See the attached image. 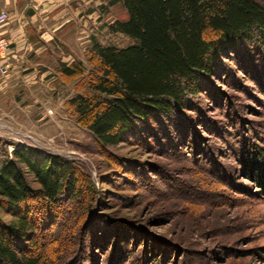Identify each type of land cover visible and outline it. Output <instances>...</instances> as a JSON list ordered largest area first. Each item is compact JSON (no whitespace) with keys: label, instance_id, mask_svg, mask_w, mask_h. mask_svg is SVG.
<instances>
[{"label":"rangeland","instance_id":"374dc122","mask_svg":"<svg viewBox=\"0 0 264 264\" xmlns=\"http://www.w3.org/2000/svg\"><path fill=\"white\" fill-rule=\"evenodd\" d=\"M112 2L76 0L73 30L55 50L43 51L34 64L37 78L28 69L22 85L0 90V157L15 146L34 147L82 163L101 178L104 209L83 227L85 244L77 242L84 264H150L155 258L158 264H264V200L239 191L250 183L236 163L244 146L264 143V44H243L244 51L224 61L227 68L219 65L171 121L151 123L116 146L102 147L68 106L82 78L65 81L60 67L82 60L85 74L90 72L84 43H132L108 29L126 17L121 2ZM9 69L0 64V75ZM54 213L49 222L44 212L37 221L41 230L53 222L43 232L60 228L59 216L69 224L63 212ZM27 238L36 244L20 242L28 254L40 251L41 239L31 233Z\"/></svg>","mask_w":264,"mask_h":264},{"label":"trees","instance_id":"16d2710c","mask_svg":"<svg viewBox=\"0 0 264 264\" xmlns=\"http://www.w3.org/2000/svg\"><path fill=\"white\" fill-rule=\"evenodd\" d=\"M116 1L126 17L114 20L108 29L131 38L132 43L119 47L93 41L87 51L92 68L86 74L81 61L63 62L60 67L65 81L82 78L68 106L102 147L116 146L151 123L171 121L215 77L219 65L227 68L223 62L244 51L243 44H264L261 0ZM252 143L236 158L238 173L250 183L239 185V191L264 200V143ZM99 179L82 163L34 147L15 146L10 154L4 150L0 157V264H72V260L84 264L85 253L79 249L87 232L83 227L98 216L96 210L104 209L98 200ZM56 210L70 221L66 226L59 216L56 229L61 235L55 237L53 228L51 237L43 231L54 227L53 222L41 230L37 221L43 212L45 220L51 221ZM5 216L9 219L4 220ZM30 233L41 239L40 251L33 256L20 244L25 240L36 246L35 240H27ZM151 261L158 264L159 260Z\"/></svg>","mask_w":264,"mask_h":264},{"label":"crops","instance_id":"0c3cea01","mask_svg":"<svg viewBox=\"0 0 264 264\" xmlns=\"http://www.w3.org/2000/svg\"><path fill=\"white\" fill-rule=\"evenodd\" d=\"M75 2L76 0H0V12L8 15L5 23L0 26V34L9 42V48L0 59V64L10 68L8 73L0 75V90L22 85L30 73H34L33 79L37 78L38 71L34 66L38 65L43 51L55 50L58 41L73 30L69 24L75 16ZM85 21L87 20L83 18L84 25ZM82 45L81 51L84 52L91 46L86 43ZM28 69L30 73H24Z\"/></svg>","mask_w":264,"mask_h":264},{"label":"built area","instance_id":"2783aa9c","mask_svg":"<svg viewBox=\"0 0 264 264\" xmlns=\"http://www.w3.org/2000/svg\"><path fill=\"white\" fill-rule=\"evenodd\" d=\"M7 13L6 12H0V26L5 23L7 20ZM9 47V42L7 39H5L1 34H0V59L5 55L7 49Z\"/></svg>","mask_w":264,"mask_h":264}]
</instances>
